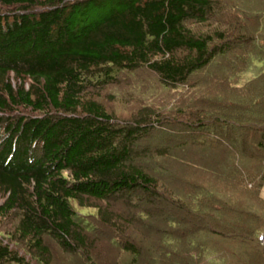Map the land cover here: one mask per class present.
<instances>
[{"label":"trees","instance_id":"1","mask_svg":"<svg viewBox=\"0 0 264 264\" xmlns=\"http://www.w3.org/2000/svg\"><path fill=\"white\" fill-rule=\"evenodd\" d=\"M231 8L226 0H0V264H49L47 240L67 253L90 249L97 222L129 256L115 264L146 263L130 226L147 233L155 216L191 230L186 250L163 232L172 250L147 248L151 264H264V10L234 7L232 25L196 29ZM235 48L243 58L219 59ZM217 68L212 82L230 97L219 106L203 95L185 100L186 136L164 145L149 144L170 124L160 108L147 103L121 121L95 94L139 69L190 94L198 74ZM213 130L220 136L196 141L193 132ZM115 199L138 213L110 212ZM90 200L95 222L82 213Z\"/></svg>","mask_w":264,"mask_h":264},{"label":"rangeland","instance_id":"2","mask_svg":"<svg viewBox=\"0 0 264 264\" xmlns=\"http://www.w3.org/2000/svg\"><path fill=\"white\" fill-rule=\"evenodd\" d=\"M232 4V8L235 7V14L241 13L242 11L246 14L252 13L253 10H264V0H226ZM234 6V7H233ZM231 8V15L227 14L225 11L221 12L215 19H211L208 22V25L205 24V26H196V29L200 28L202 30L207 29H213L216 27H225L228 25V22L233 23V19L235 18L232 14L234 13ZM242 12V13H243ZM235 20V19H234ZM237 20H240L237 19ZM245 23H247L246 20H244ZM249 26V28H248ZM198 27V28H197ZM250 23L246 25V30H244L246 33H249L252 28ZM243 49L241 48H235L231 53L227 54L224 57H220V60L226 61L228 64L229 62H232L235 59V56L239 54L243 58ZM217 67V66H216ZM215 67V68H216ZM220 68V67H219ZM213 72H204L197 75V77L193 80H198L200 84H197L196 87L190 94L187 92V90H184L181 88H176L174 90H165L161 87L159 80L157 76L146 69H139L134 72H123L121 73L115 82L108 84L107 86L100 89V91H95L96 96L100 98V100L103 102V104L107 107L108 110L113 112L121 121L130 119L133 114H135L136 110L139 106L145 105L147 103H151L155 107L160 108L161 113H163L167 119V121L170 123L168 125V129H166L164 132H166V136L163 137L162 134H153L151 139L149 140V144H159L164 145L167 142H169L167 139L175 140L176 138H181L186 136V129L183 128L182 124H180L181 121L187 120L186 118H182V116L179 114V109L182 103H185V100L191 101L192 98H199L201 95L204 96V98L212 99L213 105L224 104L225 100L228 98L224 95L223 84L219 85L215 82H212L213 79L219 80L222 76L220 75L223 73L221 70ZM240 68V66H239ZM243 68V67H242ZM221 69V68H220ZM219 72V73H218ZM221 72V73H220ZM212 75V76H211ZM213 77V78H212ZM181 89V90H180ZM218 95L223 97H218ZM218 98H217V97ZM229 96V94H228ZM216 97V98H215ZM230 97V96H229ZM203 98V97H202ZM211 103V104H212ZM204 108L208 110H215L214 107H205ZM198 116L205 117L208 119V121L212 120L210 115H207L202 110L198 113ZM183 119V120H182ZM207 125H210L208 123ZM184 131V133L182 132ZM219 131V130H218ZM218 131H209L207 132H193L195 133L196 141L202 140V139H216V135L220 136V133ZM168 135V136H167ZM193 151H197L198 149L201 151V147L198 145L193 146ZM197 149V150H196ZM188 172V171H187ZM189 174V172L187 173ZM186 174V175H187ZM189 179V177H188ZM195 179H192L194 181ZM198 182H201V178H197ZM196 180V181H197ZM207 179H204V183H206ZM261 194L264 198V185L262 187ZM137 201V200H135ZM103 206H105L104 203H101ZM88 207L82 209V213L84 215H88L92 221H98L94 217L97 213V202L94 201H88ZM138 206L134 207L135 210L139 209ZM142 207V206H141ZM152 205H148L146 207L147 210L152 211ZM137 208V209H136ZM143 208V207H142ZM110 212L115 213L116 215H123V217L130 215L132 212H135V210L129 208L126 206L125 201L122 199H115L112 200L110 203V208L108 209ZM132 210V211H131ZM135 213H138L137 211ZM86 217V216H85ZM95 218V220H94ZM139 220L143 222H147V218L145 216H142L139 218ZM11 224H7L2 226L4 229H10ZM146 224V223H145ZM148 224L151 226V230L149 232H145L142 228L133 227L131 228V241L136 243L140 248L144 250L145 256H146V263L142 264H151L149 263L148 258L150 257V254L147 251V248L156 249L159 251V254H162L165 250H162V247H166V251L172 250V245H169L165 240L163 242L162 235L163 232H165V238L168 239V236H174L176 238H181V244H178L179 240H174L175 242L173 245L174 250L181 247V249L186 250L187 249V233L191 230V226H181L179 228L176 227H170L169 223L167 221H163L161 217L155 216L153 219L148 220ZM130 225V224H128ZM155 227L156 229L152 228ZM155 230H158V232H155ZM260 230L264 231V228H261ZM117 233L110 227H105L99 222H97V230L93 232L91 237H94V244L90 247V249L87 250H81L77 251L75 254L67 253L65 251H62L61 248L52 240H47V243L50 247V258H49V264H115L123 260L129 259V256L125 254L124 252L120 251L119 248L116 247V244L113 242L115 236ZM167 235V236H166ZM199 240L207 239L208 241H211V238L207 235H198ZM198 239V238H197ZM213 243V242H212ZM165 245V246H163ZM214 246L217 247L216 242L214 240ZM223 245H219L217 248L221 247ZM161 247V248H160ZM224 247V246H223ZM224 248H227L225 245ZM91 257H90V255ZM149 255V256H148ZM31 255H27V259H31ZM150 259V258H149ZM148 260V261H147ZM194 264L196 261H193ZM205 261H198L197 264H202ZM34 264H45L33 260ZM158 264H160L158 262Z\"/></svg>","mask_w":264,"mask_h":264},{"label":"built area","instance_id":"3","mask_svg":"<svg viewBox=\"0 0 264 264\" xmlns=\"http://www.w3.org/2000/svg\"><path fill=\"white\" fill-rule=\"evenodd\" d=\"M258 238H259V242H260L262 245H264V232L260 233Z\"/></svg>","mask_w":264,"mask_h":264}]
</instances>
